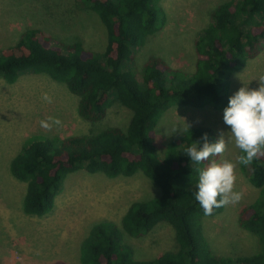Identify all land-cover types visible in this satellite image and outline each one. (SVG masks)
I'll use <instances>...</instances> for the list:
<instances>
[{"label": "trees", "instance_id": "1", "mask_svg": "<svg viewBox=\"0 0 264 264\" xmlns=\"http://www.w3.org/2000/svg\"><path fill=\"white\" fill-rule=\"evenodd\" d=\"M75 1L85 4L103 28L104 51L96 55L79 42L52 47L43 32L27 29L15 44L0 50V78L14 84L22 73L47 76L77 97L76 113L91 125L103 121L114 104L131 117L124 130L108 127L65 139L35 135L26 140L9 162L11 177L25 184L23 214L47 215L64 180L77 171L110 179L140 173L159 189L158 196L130 203L119 226L95 223L81 242L79 264H264V156L247 166L239 163L257 195L239 208L237 224L256 239L257 250L232 258L212 253L202 232L203 218L215 217L225 207L205 215L195 200L197 169L207 161L196 164L184 154L194 141L203 143V134L209 143L218 137L209 128L188 127L171 138L161 154L155 140L157 124L172 108L223 111L228 105L232 76L264 50V0L219 3L210 13L211 23L193 42L190 73L154 57L147 58L139 72L128 67L135 49L165 28L162 0ZM159 223L172 228L175 251L152 260L134 259L124 235L142 238Z\"/></svg>", "mask_w": 264, "mask_h": 264}, {"label": "rangeland", "instance_id": "2", "mask_svg": "<svg viewBox=\"0 0 264 264\" xmlns=\"http://www.w3.org/2000/svg\"><path fill=\"white\" fill-rule=\"evenodd\" d=\"M222 1L162 0L167 16L165 28L135 49L134 62L128 67L139 72L145 60L154 57L172 69L190 73L195 62L193 42L211 23L210 13ZM27 29L43 32L52 47L79 42L96 55L104 51L103 28L86 5L75 0H0V50L15 44ZM260 75H264V50L232 76L229 97L242 86L258 89ZM44 93L52 97L51 103L42 99ZM77 100L64 85L45 75L22 73L14 84L0 78V264H48L56 260L79 264L81 242L95 223L106 221L119 226L130 203L159 194V189L140 173L110 179L100 173L77 171L64 180L47 215L38 218L23 214L25 184L11 177L9 162L26 140L35 135L65 139L108 127L124 130L129 123L131 113L114 104L103 121L88 124L76 113ZM48 117L59 118L62 124L53 125L51 130L42 128L40 121ZM186 125L209 128L217 137L220 131L230 132V126L223 122V111L172 108L156 126L157 151L161 154L167 142ZM239 153L234 143H229L217 159L236 164L234 191L241 193V199L202 221V232L212 253L232 258L250 256L257 250L256 239L237 224L239 208L257 195L248 183L247 173L240 169ZM124 238L133 249L134 259L140 261L176 249L173 230L166 223L157 224L142 238Z\"/></svg>", "mask_w": 264, "mask_h": 264}, {"label": "clouds", "instance_id": "3", "mask_svg": "<svg viewBox=\"0 0 264 264\" xmlns=\"http://www.w3.org/2000/svg\"><path fill=\"white\" fill-rule=\"evenodd\" d=\"M258 89L248 86L240 87L228 98V105L223 109V122L230 126V132H219L213 143L208 142L207 133L201 139L203 143L194 141L185 149L184 154L196 164L205 167L197 169L198 183L195 186V200L205 215H212L214 209L229 203L239 202L241 193L234 191L236 182V164L221 157L229 143L242 153L237 162L245 166L254 158L264 156V75L258 77ZM42 99L48 103L52 97L44 93ZM41 127L51 130L53 125L60 126L62 121L56 117H48L40 121ZM188 125H186L188 131Z\"/></svg>", "mask_w": 264, "mask_h": 264}]
</instances>
